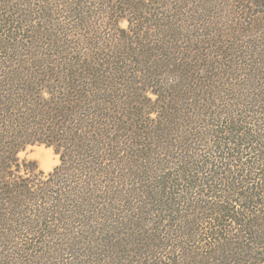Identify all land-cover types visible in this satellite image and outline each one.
Segmentation results:
<instances>
[{
  "label": "trees",
  "instance_id": "1",
  "mask_svg": "<svg viewBox=\"0 0 264 264\" xmlns=\"http://www.w3.org/2000/svg\"><path fill=\"white\" fill-rule=\"evenodd\" d=\"M216 1L0 0V264H264V0Z\"/></svg>",
  "mask_w": 264,
  "mask_h": 264
},
{
  "label": "rangeland",
  "instance_id": "2",
  "mask_svg": "<svg viewBox=\"0 0 264 264\" xmlns=\"http://www.w3.org/2000/svg\"><path fill=\"white\" fill-rule=\"evenodd\" d=\"M210 0H208L209 2ZM214 1V0H211ZM220 1H216L218 4ZM207 12H210L215 16V18L218 19L219 13L218 11H215L212 6L209 4V8ZM126 22L122 21L120 23L121 27H126ZM226 99L222 98L220 100V103H224ZM19 157L21 159H26V160H31L35 161L37 164L38 169L41 171L48 173L51 172L56 165L59 163L58 156L54 153L52 148L45 146L44 144H35V145H30L25 148V150L21 151L19 153ZM98 245V250L101 249V243H97ZM109 251V249H108ZM103 253L110 255V252H105V246L102 245V251H97V254H100L101 256H104ZM120 257V256H119Z\"/></svg>",
  "mask_w": 264,
  "mask_h": 264
}]
</instances>
